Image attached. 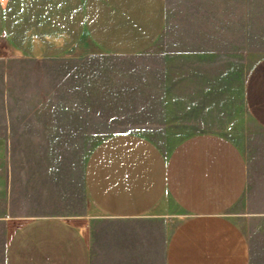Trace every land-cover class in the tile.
Masks as SVG:
<instances>
[{"label":"crops","instance_id":"crops-1","mask_svg":"<svg viewBox=\"0 0 264 264\" xmlns=\"http://www.w3.org/2000/svg\"><path fill=\"white\" fill-rule=\"evenodd\" d=\"M0 42V147L90 149L85 203L21 222L5 264H264V0H0ZM237 89L243 142L214 127Z\"/></svg>","mask_w":264,"mask_h":264},{"label":"rangeland","instance_id":"rangeland-1","mask_svg":"<svg viewBox=\"0 0 264 264\" xmlns=\"http://www.w3.org/2000/svg\"><path fill=\"white\" fill-rule=\"evenodd\" d=\"M0 50V54L3 55L11 52L3 42H0ZM2 50H5L4 53ZM224 70L219 69V75L223 74ZM248 70H242V78L246 76ZM238 74L239 69H236V75ZM238 90L231 94L230 100L223 99L219 102L220 111L230 115L219 116V124L214 127L224 128L221 134L230 136L237 142H243L245 123L248 121L244 102H241ZM3 107L5 97L0 80V127L8 123L9 119L3 116ZM16 118L18 117L10 116V120ZM141 133L156 139L164 151L171 150L183 137L195 134L183 130L151 132L146 128ZM89 150L0 147V264H5L9 237L25 219L62 213V210L68 207V203L75 200L78 201V205L85 203V196L79 187L78 172ZM73 218L80 227L93 229L96 235L109 225L90 216ZM183 218L184 214L173 207L170 216L171 232ZM95 239L99 241L100 238L96 236ZM254 264H259V261L255 260Z\"/></svg>","mask_w":264,"mask_h":264}]
</instances>
